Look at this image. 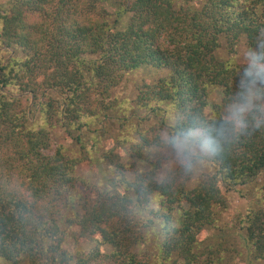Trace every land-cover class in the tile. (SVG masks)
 <instances>
[{"label": "trees", "instance_id": "1", "mask_svg": "<svg viewBox=\"0 0 264 264\" xmlns=\"http://www.w3.org/2000/svg\"><path fill=\"white\" fill-rule=\"evenodd\" d=\"M109 4L118 18L130 15L124 30L110 22ZM240 43L264 49V0H0V260L264 264L262 101L245 115L247 127L207 155L214 172L193 186L176 172L159 179L162 166L151 161L160 132L228 118L247 66L218 51L234 54ZM145 68L166 75L137 86L133 104L158 123L138 133L129 167L115 147L104 157L107 183L82 181L86 158L64 146L52 152V131L82 145L84 129L113 111V91ZM214 89L221 103L211 106ZM242 190L257 195L255 208L208 243L230 210L229 194Z\"/></svg>", "mask_w": 264, "mask_h": 264}, {"label": "rangeland", "instance_id": "2", "mask_svg": "<svg viewBox=\"0 0 264 264\" xmlns=\"http://www.w3.org/2000/svg\"><path fill=\"white\" fill-rule=\"evenodd\" d=\"M109 14V20L117 30H124L130 21V15L125 14L118 18L116 15V6L109 4L105 6ZM249 48L240 43L236 48L234 54H230L225 45L218 51V55L223 59H230L240 65H246L248 61L247 53ZM165 73L155 71L153 69H142L133 74L128 75L121 85L112 93V102H114V109L108 115H101L89 126L85 128L82 135L83 144L68 139L66 133L62 129H54L52 131V152L58 146H64L69 150V154L74 157H85L86 161L77 170L78 177L91 185H96L99 182L107 183L111 178L108 172V161L104 160L107 151L117 147L123 155L122 163L126 167L131 164L129 158V151L134 144L138 143V133H148L158 123V119L144 110H139L133 104L137 95V86L148 83L157 82L160 78L165 77ZM210 105H217L221 103V94L218 89H214L210 93ZM212 107L206 111L208 116H211ZM232 108H227L224 112L226 117L230 116ZM246 115V114H245ZM162 145L161 148H153L154 156L151 158L153 162L161 164V171H159V179H163L169 173L176 172L182 174V179H187L188 186H193L196 181L204 176L211 175L214 169L207 159V154L201 152L197 144L192 158V167L190 170L186 169L182 163V158L177 156L174 149L166 142V137H169L168 130L160 132ZM152 138V134H149ZM96 146V147H94ZM88 152V153H87ZM134 162V161H132ZM150 160H147V164ZM146 164H140V168L146 169ZM132 171V170H131ZM132 172L127 173L129 178H132ZM181 180V179H180ZM182 181V180H181ZM260 184L264 186V175L260 177ZM83 192V190H80ZM253 191V190H252ZM246 194V195H243ZM245 196V197H244ZM230 204L229 212L223 217V222L220 224V229L212 231L208 234V243L216 244L220 242L219 236L222 235L220 231L222 228L227 230L233 226L234 217L238 214L244 213L246 210L255 208L257 195L248 190L241 192H233L229 194L228 198ZM228 232V236H229ZM234 242V241H233ZM232 242V243H233ZM73 247V246H72ZM109 251V250H108ZM0 264H7L0 260ZM231 264H248L243 259L238 258Z\"/></svg>", "mask_w": 264, "mask_h": 264}, {"label": "clouds", "instance_id": "3", "mask_svg": "<svg viewBox=\"0 0 264 264\" xmlns=\"http://www.w3.org/2000/svg\"><path fill=\"white\" fill-rule=\"evenodd\" d=\"M247 56V67L243 69V76L238 83V100L233 104L230 116L214 124L194 121V126H189L184 131L178 130L174 135L165 138L177 156L182 158L186 169L190 170L192 167L197 144L201 152L216 155L222 140L235 134L240 128L247 127L244 117L257 108L254 101H262L257 110L264 115V49L249 51ZM254 120L255 126L259 127V119L254 117Z\"/></svg>", "mask_w": 264, "mask_h": 264}]
</instances>
